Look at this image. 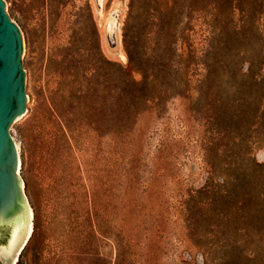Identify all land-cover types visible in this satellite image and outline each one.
Here are the masks:
<instances>
[{
  "label": "rangeland",
  "instance_id": "rangeland-1",
  "mask_svg": "<svg viewBox=\"0 0 264 264\" xmlns=\"http://www.w3.org/2000/svg\"><path fill=\"white\" fill-rule=\"evenodd\" d=\"M161 1L201 62L175 94L112 106L94 131L56 113L59 64L88 7L103 55L125 67L129 0H4L27 97L9 133L33 212L15 264H264V0Z\"/></svg>",
  "mask_w": 264,
  "mask_h": 264
},
{
  "label": "trees",
  "instance_id": "trees-1",
  "mask_svg": "<svg viewBox=\"0 0 264 264\" xmlns=\"http://www.w3.org/2000/svg\"><path fill=\"white\" fill-rule=\"evenodd\" d=\"M85 11L89 26L80 37V47L66 53L59 64L60 79L68 82L59 83L62 93L53 94L69 95L65 109L54 105L67 128L97 131L115 123L112 106L125 103V107L133 108L152 101L142 95L175 94L174 88L185 84L190 65L203 58L197 56L190 35L177 30L170 1L129 0L122 28L125 67L103 55L89 8ZM134 74L140 79L135 80ZM149 85H153L151 89Z\"/></svg>",
  "mask_w": 264,
  "mask_h": 264
},
{
  "label": "water",
  "instance_id": "water-1",
  "mask_svg": "<svg viewBox=\"0 0 264 264\" xmlns=\"http://www.w3.org/2000/svg\"><path fill=\"white\" fill-rule=\"evenodd\" d=\"M22 52L20 30L0 0V264L12 263L27 235L28 201L20 190L19 155L9 133L11 125L26 112Z\"/></svg>",
  "mask_w": 264,
  "mask_h": 264
},
{
  "label": "bare ground",
  "instance_id": "bare-ground-1",
  "mask_svg": "<svg viewBox=\"0 0 264 264\" xmlns=\"http://www.w3.org/2000/svg\"><path fill=\"white\" fill-rule=\"evenodd\" d=\"M3 1H4V0H3ZM101 2H102V0H95V3H96V6H97V9L100 7ZM6 5H7V4L5 3V7H6ZM112 25H114V22L109 21V24L107 23V26H108V29H109V30H111V29L114 27V26L112 27ZM118 56H119V58H120L122 61H125V60H126V58H125L124 55L119 54ZM19 119H20V118H18L17 120H19ZM14 141H15V140H14ZM14 144H15V147H16V150H17V153H18V155H19V147H18V144H17L16 142H14ZM17 173H18V175L20 176V158H19V156H18V161H17ZM20 190H21L22 193H23L24 189H23V182H22V181H20ZM24 198H25V196H24ZM24 203H25V201H24ZM25 206H26V208H27V210H28V217H27V224H26L27 235H26V237L24 238V240H23L22 244L20 245V247L18 248V250L16 251L15 256H14V258H13L11 264H15V263H16V261H17V257H18V255H19V253H20L22 247L27 243V241L29 240V238H30V236H31V234H32V231H33V212H32V209L30 208V206H29L28 204H25Z\"/></svg>",
  "mask_w": 264,
  "mask_h": 264
}]
</instances>
